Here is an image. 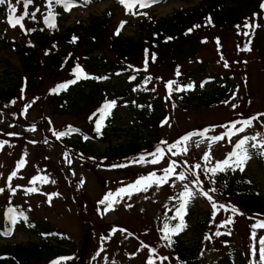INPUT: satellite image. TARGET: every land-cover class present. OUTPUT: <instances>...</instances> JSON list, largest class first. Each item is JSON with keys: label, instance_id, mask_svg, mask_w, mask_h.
Returning <instances> with one entry per match:
<instances>
[{"label": "rangeland", "instance_id": "374dc122", "mask_svg": "<svg viewBox=\"0 0 264 264\" xmlns=\"http://www.w3.org/2000/svg\"><path fill=\"white\" fill-rule=\"evenodd\" d=\"M201 1L155 0L148 7L139 8L137 5L129 11L119 3V0H90L89 3L82 0L76 1L75 6L70 10L62 9L58 24L62 29L72 27L79 22L87 25L92 17L103 16L107 9H112L115 20L110 35L114 36L113 30L116 33L121 22L126 21L120 32L124 37H134L137 34V23L143 16H154L157 19L168 17L180 8L195 7ZM12 3L16 4V0H12ZM36 7L40 8L36 16L42 21L53 10L47 6V0H34L28 11L31 13ZM17 9L16 15H22L23 4L17 5ZM7 16L8 6H0V38H4L7 42L5 49L0 47V59H2L0 85L9 64L16 69L21 67V58L19 59L12 50L9 42L18 41L20 44L30 45L32 42L23 35L28 33L31 27L34 28L30 16L24 19V28L11 27L7 23ZM219 36L221 37L218 32H214L211 34V41L200 46L194 64L187 62L168 69L165 66H155L151 62L149 71L140 73L134 70V66L130 67L137 75H144L145 80L139 86L131 88L124 98L116 100L117 128L111 131L110 135H104L102 140L92 141L94 147L89 152L96 154V160H92V157L80 147L72 148V151L66 149L64 146L67 147L68 144L66 145L64 136L57 138L54 134L68 133L70 128L77 131L80 128L86 130L88 127L84 116L54 114L50 109L48 98L52 95L51 90L55 80H43L42 86L35 95L25 93L27 83L22 82L18 98L14 99L15 107L10 106V102L0 101V141L8 142L0 150V188L5 189L0 193V208L5 211L7 206H10L28 211L35 219L50 223L54 230L62 232L70 243L77 247L74 251L77 256L73 261L76 262L74 264H88L90 258L92 261V257L95 258L94 264H111L113 260L117 264H147L150 257L154 264H183L175 258L167 240L162 237L165 233L164 224L170 225L169 217L175 215L177 207L182 202L179 193L184 191L183 185L188 184L196 196L187 205V214L184 216L187 227L179 233L184 246L190 251L188 254L190 261L186 264H249L251 225L257 220H264V217L243 211L233 201H229L221 189L219 180L209 173L208 176L216 181L213 185L205 176L204 169L212 168L218 161L227 158L239 139L260 133L256 141H250L245 145L251 155L245 170L236 171L251 179L264 194V171L257 157L250 153L253 149L252 143L259 145L264 142V116L259 115L264 113V47L261 52H257L253 45H250L251 51H241L240 49L251 40V36L246 37L239 31L226 34L221 38L222 40ZM190 70L195 71L193 76L189 75ZM88 74L91 77L105 76L102 70ZM147 77H151V80L146 81ZM123 78L127 79V77ZM170 81H175L171 90L166 86ZM201 83L204 84L203 87H200ZM106 85L109 87L108 95L122 88V80H108ZM188 85L193 87L189 88ZM195 85L198 87V91L195 92L201 93L203 99L206 92L221 91L224 85L228 91L217 104L200 106L197 103L193 104L195 101L193 98L190 99ZM178 86L184 90L177 91ZM147 94L150 96V104L156 101V107L163 115L159 124L160 140L152 147L144 145L139 154L131 157H123L120 160H107L102 157L110 147L131 141L132 135L137 131L141 136L142 134L145 137L149 136V130L144 127L134 128L139 124L141 117L140 110L143 104L141 95ZM225 101L229 103H224ZM22 108H27L28 114L21 118ZM253 116H258L259 119L253 121L252 127H247L244 132L232 136L231 142L225 137L223 141L209 146V142L204 140V143L197 147L196 142L202 137L194 136L179 148L173 149L174 152L179 153L178 155L166 153L159 164L132 163L140 155L153 152L157 145L167 149L168 145L180 140L186 134L205 129H210L207 136L222 135L228 130L221 127L222 125L230 126L232 122ZM166 120L167 123H164ZM240 127L244 126L237 124V128ZM9 133L17 135H9ZM161 141H167V144H162ZM185 147L188 149L186 153L181 151ZM254 150L256 154L264 151L259 147ZM81 151L85 153L81 156L83 160L77 156ZM208 151L211 152L212 158L209 162H205L203 156ZM21 159H24L26 164L17 171V176L11 181L12 188L15 189L13 194L7 186V178L17 169V162ZM146 159L151 160L153 157L147 156ZM171 160L178 162L180 166L176 168V174L184 173L187 176L186 180L180 181L173 175L163 186L153 185L147 191L135 192L130 197L126 194L123 198L117 197L119 203L113 205L114 210L105 211V205L99 204L108 192L115 193L119 188L134 183L141 176L153 171L157 176L163 175L162 169L168 167ZM197 163L201 165V169L191 171L199 173L205 191L215 187L216 192L209 194L218 206L225 205V209L219 207L213 209L208 199L200 194L201 186L191 183L194 176L189 169ZM121 164L129 166L113 167ZM36 176L47 177L49 182L37 181L35 185L31 184V179ZM32 187H36L38 191L34 193L25 191ZM56 193L59 195H53ZM49 196H51L50 203ZM172 197L176 199H170ZM233 207L238 212L231 211ZM229 218L233 223L221 227L220 225ZM173 221L175 226L179 223V218ZM216 232H220L221 235H215ZM256 232L257 240L260 236H264V229H256ZM208 236L212 239H206ZM54 238L53 236L50 240L55 242ZM29 241L39 243V238L17 231L15 237L0 240V248L6 244H28ZM142 243L149 247L143 248ZM101 248L104 251L100 252ZM150 249H156V252L152 253ZM161 257L168 259L161 260ZM68 261L62 263L69 264Z\"/></svg>", "mask_w": 264, "mask_h": 264}, {"label": "trees", "instance_id": "16d2710c", "mask_svg": "<svg viewBox=\"0 0 264 264\" xmlns=\"http://www.w3.org/2000/svg\"><path fill=\"white\" fill-rule=\"evenodd\" d=\"M262 2L264 0H202L197 6L180 8L168 17L157 19L154 16H143L137 23V34L134 37L116 35L114 30V36L110 35L115 20L112 9H107L103 16L92 17L87 25L79 22L72 27L62 29L57 17L62 16L60 12L63 4L54 3L51 12L55 16V28H49L43 21L36 18L31 20L34 25L32 28L35 30L26 35L32 42L30 45L9 42L12 50L19 59L21 58V67L16 69L10 64L6 67L4 79L0 85V101L10 102V106L15 107L16 102L13 104L11 100L18 98L22 82L27 83L25 93L35 95L42 86L43 80L54 79L53 88L71 81L76 78L73 70L77 65L87 74L102 70L108 79L81 78L77 83L70 84L67 90L60 89L58 92H52L48 98L50 109L54 114H70L86 118L87 129L80 128L76 131V136L66 134L64 139L68 146L64 147L70 151L73 150L72 148L80 147L86 154L88 153L87 155L92 156V160H96V154L89 152L94 147L92 141L102 140L104 135H110L111 131L117 128L115 107L105 118L101 131L99 133L96 131V122L101 115L99 109L106 101L124 98L131 88L139 86L145 80L144 75H137L131 71L129 66H134V70H139L137 72L140 73L145 68L146 72L149 71L151 62L155 66H165L168 69L187 62L194 64L197 50L201 45L204 46L211 41V34L214 32L221 35L219 39L233 31L235 33L236 31L248 32V36H251V45L257 52H261L264 47V29L255 28L253 35V29L245 28L244 24L246 20L251 24H264V10L260 7ZM254 14L257 15L254 16ZM208 18H211V22ZM196 25L200 27H195ZM237 25H240L239 29ZM73 36L78 38L74 43L71 42ZM1 46L2 48L7 46L4 38H0ZM153 54H155L154 60ZM1 62L2 59H0ZM194 72L190 70L188 73L193 76ZM105 76L97 75L96 77ZM133 76L134 80L131 79ZM113 79L122 80V88L107 95L109 88L106 85L107 81ZM225 82L227 83V80ZM227 91L228 88L224 85L221 91L206 92L205 99L199 92V94L191 93L190 99L193 98L195 100L193 104L197 103L200 106L201 104L214 105L227 95ZM141 100L143 102L140 110L141 117L139 124L134 128L144 127L149 130V136L145 137L143 134L141 136L137 131L135 135H132L131 141L110 147L102 154V157L107 160L131 157L139 154L144 145L152 147L160 140L159 124L163 115L159 113L156 101L150 104L148 94L141 95ZM25 109L28 111L27 108ZM22 110L20 111L21 118ZM83 151L77 155L81 159V156L85 154ZM251 154L257 157L264 171V158L256 154L254 149ZM215 178L219 180L222 185L221 189L229 201H233L243 211L264 217V194L246 175L229 170L217 173ZM9 209V206L5 211L0 208V239L13 237L16 231H21L33 237H40L41 242L1 246L0 264H52L57 260L59 264H63L62 262L66 260H69V264L76 263L73 261L77 258L74 252L77 247L70 243L67 236L54 230L50 223L35 219L28 211L15 209L13 213H9ZM12 216L16 218L15 224L11 221ZM172 227L174 226L170 229ZM168 234L172 240L170 246L172 254L183 264L189 262L190 251L184 246L181 236L171 232ZM53 236L57 237L56 243L50 240ZM94 260L95 258L92 257V261L90 258L87 262L94 264Z\"/></svg>", "mask_w": 264, "mask_h": 264}, {"label": "snow or ice", "instance_id": "6c2138e0", "mask_svg": "<svg viewBox=\"0 0 264 264\" xmlns=\"http://www.w3.org/2000/svg\"><path fill=\"white\" fill-rule=\"evenodd\" d=\"M90 0H85V3H89ZM155 2V0H119V3L124 5L129 11H131L135 6H139V8H145L150 6L151 3ZM23 4L24 7V12L22 15H16L18 9L17 5ZM63 4L65 6V10H70L71 7H74L75 5L70 3L69 0H47V6L49 8H52L53 4ZM34 4V0H16V4L12 3V0H0V6L7 5L8 6V16H7V23L15 28L19 26L20 28H24L23 21L26 17H31V19L35 20L36 19V13L40 12V8L36 7L34 11L31 13L28 11L29 6H32ZM261 9L264 10V2L261 3L260 5ZM135 14V13H133ZM141 15H147V13H140ZM257 14H254L256 16ZM209 22H211V18H208ZM44 22L49 28H55V16L53 12H49L48 15L44 17ZM126 21H122L121 24L119 25L117 32L115 33L116 35L120 34V31L123 29L124 25L126 24ZM195 27H200L199 25H196ZM238 29L240 28V25L236 26ZM245 28H250L253 29V35H254V30L255 28L260 27L258 24H251L247 20L245 21L244 24ZM35 29H32L34 31ZM191 31V29L189 30ZM243 35L248 36V32H244ZM78 38L73 36L71 42H75ZM171 39V38H169ZM251 40L247 42L244 48L240 49L241 51H251ZM239 48V45H238ZM47 54V53H46ZM155 59V54H153V60ZM147 64V59L145 61ZM227 67V63L225 64ZM131 67V66H129ZM147 69L145 68L144 71ZM139 71V70H137ZM76 78L57 85L55 88H53L51 91L53 93L58 92L60 89L67 90L68 86L70 84H75L77 83L78 80L81 78L83 79H108L107 76L105 77H91L89 76L84 70L77 65L76 68L73 70ZM119 74V73H117ZM177 75H179V70L177 69ZM131 79H135V77H131ZM151 77H147L146 81H150ZM175 81H170L167 83V88L169 90L172 89L173 84ZM204 84L201 83L200 87H203ZM187 87L191 88L193 85H188ZM135 91V89H133ZM184 88L182 87H177V91H183ZM234 98V97H233ZM11 103H15V101H12ZM224 103H229V101H225ZM30 106V105H29ZM117 106V101L116 100H111V101H106L101 109H99L101 115L99 119L96 122V131L99 133L101 131L103 122L107 116L111 114V110L114 109ZM233 107H236V105H233ZM26 111V109H25ZM260 116H264V113L259 114ZM258 116H253L251 118L242 120V121H235L232 122L231 125H222L221 127L227 128L228 130L222 134V135H214V136H207V132L210 129H205L203 131H194L192 133L186 134L184 137H182L180 140L172 143L171 145H168L167 149L160 147L159 145L156 146L155 150L150 153L142 154L139 157L136 158L132 163H139V164H159L166 153H171L173 156L178 155V152H174L173 149L179 148L184 142L190 140L194 136H200L202 137L201 140L196 142V146L199 147L200 144L204 143V140H207L209 142V146L211 144L223 141L225 137L228 138L229 142H231L232 136L237 135L238 133H242L245 131V128L247 127H252L253 126V121L258 120ZM164 123H167V120L164 121ZM237 124H242L244 127L237 128ZM14 127V125H12ZM34 130V128L32 129ZM235 130V131H233ZM70 131H74L70 128ZM57 135V138L65 136L67 133L65 132H59V133H54ZM9 135H17L16 133H9ZM260 133H257L254 136L248 137L245 136L242 139H239L238 142L235 143L234 145V150L228 153L227 158L223 159L222 161H218L214 167L212 168H207L204 169V174L207 178L210 179V182L214 185L216 181L214 179H211V177L208 176L209 173H211V176L214 177L217 173H224L229 170L231 171H236L239 169L241 172L245 170V165L248 160L251 159V155L249 154V149L245 147V145L249 144L250 141H256L257 137L260 136ZM87 139V137H85ZM7 141H0V150L3 149L4 145L7 144ZM162 144H167V141H161ZM259 147L260 149H264V142H261L258 144L252 143L251 148L255 149ZM181 151L187 152L188 149L182 148ZM258 155L264 157V151H260L257 153ZM151 156L153 159L147 160L146 157ZM211 152L208 151L204 154L203 160L205 162H209L211 160ZM187 162L185 161V164ZM26 164V161L24 159H21L20 161L17 162V169L13 170L10 175L7 178V186L8 188L15 193V189L12 188L11 181L14 177L17 176V171L19 169H22ZM129 165L121 164V165H114L113 167H128ZM180 166L176 160H171L168 167L163 168L162 172L163 175L157 176L156 172H150L146 176H141L137 180H135L134 183L128 184L126 187H121L119 188L115 193L113 192H108L100 201L99 204L105 205V211L109 210H114L113 205L116 203H119V201L116 199L117 197L123 198V196L126 194L129 197L135 193V192H141V191H147L149 188H151L153 185H156L157 187L163 186L164 184H167L169 182V178L173 175L176 176L177 179L180 181H184L187 179V176L184 173H179L176 174V168ZM192 169H201V165L199 163L192 165L189 171ZM191 174L194 176V179L191 181L193 185H200V194L204 196L205 198L208 199V201L211 203V206L213 209H217L218 207L221 209H225L226 206L223 204H220L219 206L217 203L214 201L213 197L209 193H214L216 192L215 187L209 188L207 191H205L202 187L203 181L200 179L199 173L195 171H191ZM37 181H40L41 183H48V178L47 177H41V176H36L33 177L30 181L31 184L35 185ZM52 183H55V181H52ZM250 183V181H249ZM82 186V185H81ZM174 187V185H173ZM184 191L179 193V198L182 200V202L179 204V206L176 209V213L174 216L169 217L170 220H175L179 218V223L172 227L171 229L169 228V225L166 223L164 224L163 231L165 232V235L162 237L165 240H168V246L170 247L172 244L171 236L168 234L171 232L172 234L178 235L180 232H182L186 227V223L184 221V216L187 214V205L190 203L191 199L195 198L196 193L192 191V189L189 187L188 184L183 185ZM5 191L4 188H0V193H3ZM27 192H37L38 189L36 187L28 188L25 189ZM53 195H59V193L53 194ZM170 199H176V197H172ZM51 202V196H49V203ZM131 207V205H129ZM233 212H238L237 209L234 207L230 209ZM9 213H13L15 209L10 208ZM171 211V209H169ZM240 215H243V213H239ZM249 219H253V217H249ZM11 221L13 224L16 223V218L14 216L11 217ZM233 223L232 219H227L225 220L220 226L224 227L229 224ZM256 229H264V220H257L254 224L251 225V236L250 239L252 243L249 246V264H264V236H260L259 239L257 240V232ZM121 231H126V230H121ZM10 234V233H9ZM229 235L231 234L230 232L228 233ZM131 235V234H129ZM215 235H221L220 232H216ZM107 239V237L105 238ZM206 239L211 240L212 237L208 236ZM258 245V247H257ZM143 248H148V245H144L142 243ZM104 251L103 248L100 249V252ZM152 253L156 252V249H150ZM99 255V252L97 253ZM258 257V258H257ZM60 259H69V258H60ZM105 261L107 262V257L104 258ZM161 260H167L168 257H161ZM178 259V258H177ZM52 264H59V260L53 261ZM111 264H117L116 261H112ZM147 264H154V261L151 259V257L148 259Z\"/></svg>", "mask_w": 264, "mask_h": 264}]
</instances>
